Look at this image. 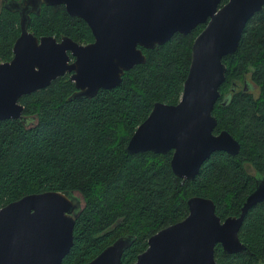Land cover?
<instances>
[{"label": "trees", "instance_id": "obj_1", "mask_svg": "<svg viewBox=\"0 0 264 264\" xmlns=\"http://www.w3.org/2000/svg\"><path fill=\"white\" fill-rule=\"evenodd\" d=\"M202 27L140 48L145 61L93 97L69 99L75 89L64 74L19 97L24 122L0 120V207L47 190L81 197L71 246L59 264H84L119 236L132 238L120 257V264H132L151 234L186 215L188 197L210 199L223 219L238 214L255 177L264 176V3L246 20L235 51L222 57L225 79L211 111L213 131L226 130L239 144L237 154L210 153L187 180L171 171V151L125 150L154 102L178 101L191 42ZM26 28L35 36L64 35L79 44L92 40L86 23L61 5H42L29 15ZM18 33V14L0 5V62L10 59ZM247 165L255 174L247 172ZM237 236L244 249L226 254L215 244L214 260L264 264V202L247 210Z\"/></svg>", "mask_w": 264, "mask_h": 264}, {"label": "water", "instance_id": "obj_2", "mask_svg": "<svg viewBox=\"0 0 264 264\" xmlns=\"http://www.w3.org/2000/svg\"><path fill=\"white\" fill-rule=\"evenodd\" d=\"M4 0L18 14L19 33L11 57L0 62V120L24 122L20 96L46 87L67 74L75 91L69 99L93 97L120 82L124 71L145 61L140 48L151 49L173 34H186L203 24L190 46L189 64L179 99L154 102L129 136L127 153L171 151L169 166L191 180L214 151L235 155L238 142L216 125L211 111L224 81L222 57L235 51L246 20L264 0ZM40 5H62L81 18L92 40L78 44L66 36L35 37L26 29L29 13ZM75 192L29 193L0 207V264H59L72 242L74 220L81 208ZM264 202V176L255 177L237 215L220 220L205 197L186 199L187 213L146 240L132 264H219L213 248L223 253L244 249L237 232L247 210ZM132 238L119 236L85 264H120Z\"/></svg>", "mask_w": 264, "mask_h": 264}, {"label": "flooded vegetation", "instance_id": "obj_3", "mask_svg": "<svg viewBox=\"0 0 264 264\" xmlns=\"http://www.w3.org/2000/svg\"><path fill=\"white\" fill-rule=\"evenodd\" d=\"M0 5H4V0H1V4H0ZM41 6H42V5H40V7H41ZM44 6H45V5H44ZM55 6H56V5H55ZM61 6H62V5H61ZM40 7H39V10H40ZM63 8H64V7H63ZM39 10H38V11H39ZM65 12H66V11H65ZM37 13H38V12H37ZM37 13H35V14H34V13H29V14H28V17H29L30 14H31V15H36ZM26 29H27V28H26ZM27 31H28V30H27ZM30 33H31V32H30ZM31 34H32V33H31ZM32 35H33V34H32ZM34 36H35V35H34ZM44 36H45V35H44ZM62 36H64V35H62ZM35 37L38 38V37H40V36H35ZM53 37H54V36H53ZM66 37H67V36H66ZM54 38H55V37H54ZM68 38H69V37H68ZM55 39H58V38H55ZM89 42H90V41H89ZM78 44H79V43H78ZM83 44H85V43H83ZM142 54H143V53H142ZM224 79H225V78H224ZM246 87H247V86H246L245 84H243V89H244V90L246 89ZM216 100H217V99H216ZM213 133H216V132L213 131ZM238 145H239V144H238ZM235 155H236V154H235ZM230 156H231V155H230ZM233 156H234V155H233ZM231 216H232V215H231ZM226 217H227V216H226ZM220 220H222V219H220ZM145 248H146V247H145ZM142 251H143V250H142ZM84 264H85V263H84Z\"/></svg>", "mask_w": 264, "mask_h": 264}, {"label": "rangeland", "instance_id": "obj_4", "mask_svg": "<svg viewBox=\"0 0 264 264\" xmlns=\"http://www.w3.org/2000/svg\"><path fill=\"white\" fill-rule=\"evenodd\" d=\"M0 4H1V0H0ZM249 89H250V91H251L253 94L256 92V88L254 87V85H250ZM246 170H247V172H248L249 174H255L254 171H253V169H252L250 166H248V165H247ZM76 196L78 197L77 194H76ZM79 202L82 203L80 199H79Z\"/></svg>", "mask_w": 264, "mask_h": 264}]
</instances>
